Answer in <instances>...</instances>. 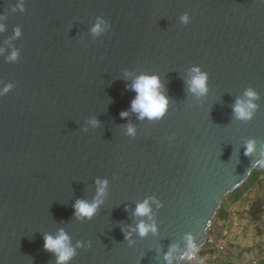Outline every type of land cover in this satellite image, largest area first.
<instances>
[{"label":"water","instance_id":"obj_1","mask_svg":"<svg viewBox=\"0 0 264 264\" xmlns=\"http://www.w3.org/2000/svg\"><path fill=\"white\" fill-rule=\"evenodd\" d=\"M140 75L168 101L157 119L131 110ZM263 161L264 0H0V264H57L61 230L65 264H182ZM79 200L101 202L79 218Z\"/></svg>","mask_w":264,"mask_h":264},{"label":"clouds","instance_id":"obj_2","mask_svg":"<svg viewBox=\"0 0 264 264\" xmlns=\"http://www.w3.org/2000/svg\"><path fill=\"white\" fill-rule=\"evenodd\" d=\"M187 19V16L181 17L182 22H187ZM102 23V21H99L92 27L91 31L94 35L103 31L101 27ZM16 35H19V30L16 31ZM15 56L16 53L13 52L10 59H14ZM192 73L193 75L189 81V90L193 93H204L206 91V74L200 72L198 68H193ZM9 87L6 86L3 92H7ZM160 88L159 79L154 75H140L132 82L131 89L135 91L136 96L131 101V110L138 113L139 118L147 117L148 119H157L164 114L168 101L160 92ZM244 96L246 99H238L233 108L236 117L241 120L250 119L257 107L253 103L257 98V94L252 89L246 90ZM122 115L126 116L127 112H123ZM128 131L132 133L133 129L129 127ZM253 149L254 143L249 141L246 145L245 154L252 153ZM261 167H264V162H262ZM96 183L98 185V195L102 196L108 181L106 179L97 180ZM100 202V200H97L90 204L83 200L77 201L73 206L75 215L79 218H91ZM149 213L150 207L148 200L139 203L135 209V214L138 216L149 215ZM137 229L141 236L145 235L149 230H155L153 225H148L144 222H140L137 225ZM44 247L46 250L56 254L57 264H65L75 254V249L70 245L69 237L62 230L55 237L50 235L45 236Z\"/></svg>","mask_w":264,"mask_h":264},{"label":"rangeland","instance_id":"obj_3","mask_svg":"<svg viewBox=\"0 0 264 264\" xmlns=\"http://www.w3.org/2000/svg\"><path fill=\"white\" fill-rule=\"evenodd\" d=\"M233 207L230 205L229 210H233ZM258 217V220L245 233L244 240L240 235L244 222L239 221L240 219L235 220V227L231 233L225 221H215L210 227L209 242L206 244L208 248H213L214 253L203 261L198 260L197 257L186 258L182 264H254L253 260H257L259 264V261L264 259V255L257 258L255 254L259 248L264 247V212ZM197 252L192 253L196 255Z\"/></svg>","mask_w":264,"mask_h":264},{"label":"trees","instance_id":"obj_4","mask_svg":"<svg viewBox=\"0 0 264 264\" xmlns=\"http://www.w3.org/2000/svg\"><path fill=\"white\" fill-rule=\"evenodd\" d=\"M261 164L251 173L244 185L225 197L226 199L223 200V204L213 220V223L225 221L226 227L231 233L235 227V220L240 219L239 221L244 222L240 234L243 240L245 233L258 220V216L264 212V168L262 169ZM230 205L234 206L233 210H229ZM210 233L211 229H209ZM213 253V248L210 249L206 245L196 253V257L203 261ZM255 255L257 258H261L264 255V247L259 248ZM259 264H264V259H261Z\"/></svg>","mask_w":264,"mask_h":264},{"label":"built area","instance_id":"obj_5","mask_svg":"<svg viewBox=\"0 0 264 264\" xmlns=\"http://www.w3.org/2000/svg\"><path fill=\"white\" fill-rule=\"evenodd\" d=\"M207 242H209V239L207 240ZM197 252V251H196ZM196 258V255H195V253L193 254L192 252H190L189 254H188V256H187V259H192V258ZM254 264H257V260H253L252 261Z\"/></svg>","mask_w":264,"mask_h":264}]
</instances>
